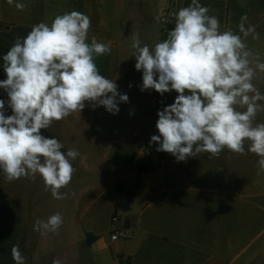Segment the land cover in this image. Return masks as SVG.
I'll return each instance as SVG.
<instances>
[{
    "label": "crops",
    "instance_id": "0c3cea01",
    "mask_svg": "<svg viewBox=\"0 0 264 264\" xmlns=\"http://www.w3.org/2000/svg\"><path fill=\"white\" fill-rule=\"evenodd\" d=\"M17 2L26 7L20 11L0 0V81L7 78L3 55L17 37H26L35 24L50 25L56 15L76 10L91 19L88 42L95 37L111 45V53L96 57L95 63L129 99L118 103L117 114L86 101L80 113L41 129L46 138L59 137L65 154L67 149L80 153L72 161L76 171L71 182L60 189L67 198L54 199L49 191L45 207L22 203L21 185L43 180L37 175L35 180L8 182L0 170V264H15L13 245L19 246L25 264H52L54 258L62 264H118V254L128 264H264V172L257 174L259 157L247 151V142L243 155L225 149L219 156L201 153L185 161L167 152L148 157L143 149L153 134L159 135L157 113L174 103L178 93L141 91L132 37L150 48L163 41L175 17L162 26L161 10L175 14L191 0ZM199 2L219 19L221 32L240 34L264 62V0ZM243 16L246 28L255 26L247 37L238 29ZM253 83L264 93V73L258 72ZM6 113L12 115V109ZM255 123H264V112L257 113ZM114 204L117 218L112 220ZM55 213L63 217L56 233L34 230L37 219ZM122 227L129 238L110 241L109 232Z\"/></svg>",
    "mask_w": 264,
    "mask_h": 264
},
{
    "label": "clouds",
    "instance_id": "9594fccd",
    "mask_svg": "<svg viewBox=\"0 0 264 264\" xmlns=\"http://www.w3.org/2000/svg\"><path fill=\"white\" fill-rule=\"evenodd\" d=\"M7 3L20 11L26 7L17 0ZM209 12L199 0H191L174 14L175 26L163 41L150 48L132 37L131 56L135 69L142 71L141 91L178 93L174 103L157 113L159 135L151 142L177 161L201 153L219 156L225 149L243 155L247 142V151L259 157V175L264 172V123L254 121L264 112V93L253 80L258 72L264 73V62L240 34L221 32L219 19ZM246 20L243 16L238 24L243 37L255 33L254 25L245 27ZM90 27L88 15L65 12L50 25H33L3 55L7 78L0 88L7 92L12 115H5V101L0 99V170L8 182L39 175L57 200L67 198L60 189L71 182L76 171L72 161L80 153L67 149L65 154L64 144L46 138L41 129L80 113L86 101L117 114L118 103L129 99L118 93L115 80L100 74L95 59L112 49L95 37L89 43ZM62 224V215L55 213L37 219L34 230L56 233ZM11 255L15 264H25L18 245L12 246ZM52 264L62 261L54 258Z\"/></svg>",
    "mask_w": 264,
    "mask_h": 264
},
{
    "label": "rangeland",
    "instance_id": "374dc122",
    "mask_svg": "<svg viewBox=\"0 0 264 264\" xmlns=\"http://www.w3.org/2000/svg\"><path fill=\"white\" fill-rule=\"evenodd\" d=\"M164 12H165V10L163 8L161 10V13H164ZM0 99L5 101V109H4V111H5V115L8 116L11 113L7 114L6 112H9L11 108L8 106L9 97H8L6 91L0 90ZM53 138L59 139L58 136H53ZM21 187L22 188L25 187L23 189L24 191L22 190L21 193L19 194V198H21V202L22 203L23 202L25 203V201H26V202H28V204L29 203L35 204L38 208L45 207V204H46V201H47L48 194H49L50 190L46 191L44 184L21 185ZM69 188H71V187H69ZM83 202H84L83 199H80L78 201V205L81 206ZM28 204H26V206H28Z\"/></svg>",
    "mask_w": 264,
    "mask_h": 264
},
{
    "label": "built area",
    "instance_id": "2783aa9c",
    "mask_svg": "<svg viewBox=\"0 0 264 264\" xmlns=\"http://www.w3.org/2000/svg\"><path fill=\"white\" fill-rule=\"evenodd\" d=\"M173 19H174V13L171 10H166L162 14L160 22L162 26H167L172 24ZM112 220H115V218H112ZM108 237L110 241L115 242V241H122L128 239L129 234L128 231L124 227H122L110 231Z\"/></svg>",
    "mask_w": 264,
    "mask_h": 264
},
{
    "label": "trees",
    "instance_id": "16d2710c",
    "mask_svg": "<svg viewBox=\"0 0 264 264\" xmlns=\"http://www.w3.org/2000/svg\"><path fill=\"white\" fill-rule=\"evenodd\" d=\"M153 135H158V134H153ZM158 146H159L158 143L150 141V145L144 146L143 149L148 154V157L154 152L162 157L165 152L157 151L156 149L158 148ZM148 164H149V158H148L146 164L143 165V168L145 170L149 169V165ZM111 218H115V219L117 218V215H116V204H114V208H113V212L111 214ZM89 241H90V235L88 233H86V235H85V243L88 244ZM117 258H118V264H128L126 261L122 260V255L121 254H118Z\"/></svg>",
    "mask_w": 264,
    "mask_h": 264
}]
</instances>
